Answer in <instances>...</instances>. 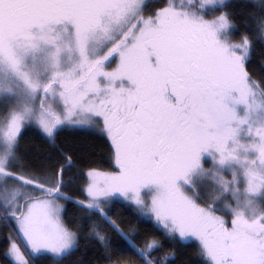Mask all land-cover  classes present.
Segmentation results:
<instances>
[{
  "label": "snow or ice",
  "instance_id": "snow-or-ice-1",
  "mask_svg": "<svg viewBox=\"0 0 264 264\" xmlns=\"http://www.w3.org/2000/svg\"><path fill=\"white\" fill-rule=\"evenodd\" d=\"M217 2L0 0V217L28 249L25 259L10 241L17 264L66 259L78 247L80 229L62 218L61 199L127 239L103 208L115 197L150 215L166 237L194 238L206 264H264V82L248 70L251 41L230 38L233 14L208 18ZM253 15L264 42V11ZM32 124L53 146L66 128L92 130L108 142L116 171H88L86 201L66 195L68 153L55 169L19 154ZM217 202H226L230 222ZM89 235L111 258L98 225ZM161 246L137 247L142 264H165L150 259Z\"/></svg>",
  "mask_w": 264,
  "mask_h": 264
},
{
  "label": "trees",
  "instance_id": "trees-1",
  "mask_svg": "<svg viewBox=\"0 0 264 264\" xmlns=\"http://www.w3.org/2000/svg\"><path fill=\"white\" fill-rule=\"evenodd\" d=\"M151 3L153 6L157 1L151 0ZM226 3L229 6L225 8L222 5L217 12H231L235 34L247 36L251 41L248 70L257 84H261L264 82V42L259 38L253 14L264 11V0H229ZM19 150L20 156L34 167L43 164L47 169H55L57 164H63L62 153H68L74 160V167L71 169V183L67 185L65 192L78 199L87 198L82 191L86 187V171L112 169L111 148L108 142L90 129L75 131L66 128L55 136L53 146L50 138L32 124L21 132ZM44 170L46 169H41V172ZM103 208L126 234L127 239L116 233L99 215L86 213L77 204L67 201L64 219L74 230L80 229L78 247L73 249L66 259L49 255L43 258L40 264H142L136 249H142L152 240L162 246L152 252L150 259L159 261L161 258H167L165 264H206L205 259L198 255V241H179L177 238L166 237L163 229L143 216L133 205L114 200L104 204ZM93 224L98 225L101 234L109 238L111 258L105 255L104 245L95 236L89 235V227ZM8 235L20 241L29 257L28 249L16 226H9L0 217V264H15L8 255ZM30 264H34L32 259Z\"/></svg>",
  "mask_w": 264,
  "mask_h": 264
},
{
  "label": "rangeland",
  "instance_id": "rangeland-1",
  "mask_svg": "<svg viewBox=\"0 0 264 264\" xmlns=\"http://www.w3.org/2000/svg\"><path fill=\"white\" fill-rule=\"evenodd\" d=\"M227 1H229V0H224V3H226ZM223 4L222 3H220L219 2V0H218V2L216 3V4H214V5H209L208 6V9H207V12L209 13V16H208V18H211L212 17V15L214 14L215 16H219V15H222L224 12H217V10L222 6ZM213 9H215V11L213 12ZM233 23V22H232ZM244 37H247V36H242V35H236L235 34V26H234V28L233 29H231V40H232V42H234V43H239ZM248 38V37H247ZM249 39V38H248ZM250 41V40H249ZM41 98H44L43 96L41 97ZM47 100H48V103L51 105V107L53 108V110H55L56 112H59L60 111V109H61V102H60V100H59V98L58 97H55V96H52V95H49L48 97H47ZM252 103H253V105H254V111L255 110H258L259 109V106H260V103H261V100H260V98L259 97H256V98H254L252 101H251ZM208 160L210 159V158H207ZM211 160V159H210ZM213 167V166H212ZM93 170H96V171H100V172H107V171H102V170H97V169H93ZM67 171V170H66ZM88 171H90V170H88ZM88 171H86V173L88 172ZM115 171H116V168H115ZM222 174H223V176H224V178L225 179H231V169H228V168H225V169H223L222 170ZM86 177H87V175H86ZM88 182H89V180H88V177H87V181H86V185L88 184ZM241 182H243V181H241ZM66 195H71V194H68V193H66ZM72 196V195H71ZM73 197V196H72ZM75 198V197H74ZM76 200H87V198L86 199H78V198H75ZM114 200H119V201H123V202H126V203H128L124 198H122V197H115V198H113V199H111L110 201H109V203L110 202H112V201H114ZM67 201L68 200H64V199H61L60 201H59V203L60 204H62L63 205V207H64V210H65V208H66V205H67ZM129 204V203H128ZM216 206H218V211H217V215H221V216H223L226 220H228L229 222L231 221V212H230V209L226 206V202H217V204H216ZM222 211L224 212V213H222ZM143 216H145V217H147V218H149V219H151L152 221H153V218L150 216V215H148V214H142ZM62 218L64 219V211H63V213H62ZM64 221H65V219H64ZM66 222V221H65ZM21 236V235H20ZM6 238H8L9 239V241H11V242H15V244L19 247V249H20V251L24 254V256H25V259H29V257H28V255L26 254V252H25V249H24V247H23V245L20 243V241L18 240V239H16L15 237H13V236H10V235H8V237L6 236ZM22 238V237H21ZM193 240H195V239H193ZM24 241V240H23ZM25 243V242H24ZM8 255H9V257L11 258V260L15 263V264H17V262H16V260H15V258H14V256H12L11 255V253H10V245H9V250H8ZM54 258H60V257H56V256H53ZM29 264H30V260H29Z\"/></svg>",
  "mask_w": 264,
  "mask_h": 264
},
{
  "label": "flooded vegetation",
  "instance_id": "flooded-vegetation-1",
  "mask_svg": "<svg viewBox=\"0 0 264 264\" xmlns=\"http://www.w3.org/2000/svg\"><path fill=\"white\" fill-rule=\"evenodd\" d=\"M157 1V3L155 4V5H153V7H156V6H158V5H160L161 4V0H156ZM113 59H115V58H113ZM112 67L114 68L115 67V63H112ZM111 158H112V156H111ZM208 157H205V159H204V167L205 168H212V166H213V163H212V161L209 159H207ZM111 161H112V159H111ZM107 172H115V166H114V164H113V161H112V169L110 170V171H107ZM216 208L218 209V206H216ZM219 210V209H218ZM225 212V211H224ZM223 211H222V213H224ZM194 238H192V239H190V240H193Z\"/></svg>",
  "mask_w": 264,
  "mask_h": 264
}]
</instances>
